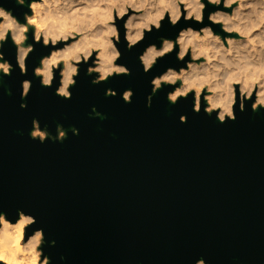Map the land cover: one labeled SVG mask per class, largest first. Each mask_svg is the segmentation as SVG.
I'll use <instances>...</instances> for the list:
<instances>
[{
  "label": "water",
  "instance_id": "95a60500",
  "mask_svg": "<svg viewBox=\"0 0 264 264\" xmlns=\"http://www.w3.org/2000/svg\"><path fill=\"white\" fill-rule=\"evenodd\" d=\"M0 4L24 22L27 7ZM188 26L202 27L166 21L128 51L120 23L118 63L131 76L94 85L83 65L71 100L55 94L59 72L51 89L34 75L50 49L30 34L35 51L25 76L15 45L5 44L14 70L0 74V212L13 223L19 211L36 218L28 233L44 230L51 264H264V109L253 112L249 102L241 113L237 105L236 121L221 124L216 113H195L194 95L171 104L169 86L148 107L152 79L185 65L174 52L145 74L139 56ZM25 80L32 82L26 100ZM109 89L117 95L109 97ZM126 90L134 93L131 104ZM33 120L52 136L62 125L67 139L33 140Z\"/></svg>",
  "mask_w": 264,
  "mask_h": 264
},
{
  "label": "clouds",
  "instance_id": "9594fccd",
  "mask_svg": "<svg viewBox=\"0 0 264 264\" xmlns=\"http://www.w3.org/2000/svg\"><path fill=\"white\" fill-rule=\"evenodd\" d=\"M15 3L29 11L24 13L22 23L13 10L0 4V74L5 77H10L14 70L4 54L9 40L16 47L21 74H28L27 62L35 51L34 44L28 43L31 34L35 44L50 49V54L35 67L34 75L43 87L51 89L55 73L59 72L55 94L71 100V89L76 87L83 65H88V76L96 77L92 80L94 85L117 76H131L130 69L118 63L123 55L119 47L120 23L124 28L123 41L131 51L148 35L162 31L166 21L173 28L183 21L202 27L181 28L175 39L160 37V47L149 44L139 56L145 74L174 52L185 65L179 70L169 67L152 79L148 107L152 106L153 96L169 86L174 89L167 95L171 104L194 95L195 113L203 111L209 117L216 113L221 124L236 121L237 105L241 113L249 102L253 112L264 109V0H15ZM209 6L215 10L208 12ZM214 26H219L223 35ZM31 90L32 82L23 81L22 98L26 100ZM107 95L115 97L117 93L109 89ZM133 96V91L126 90L124 102L131 104ZM27 107L21 104V108ZM93 113L106 118L95 108ZM180 119L181 123H187V117ZM32 123L31 138L41 144L50 139L63 142L68 137L62 125L57 126L58 135L52 136L42 129L39 120ZM72 132L79 135L75 128ZM36 224V218L24 211H19L14 223L7 213L0 212V264H51V257L44 252V230L28 233ZM52 245L55 246V241ZM197 264L206 262L200 259Z\"/></svg>",
  "mask_w": 264,
  "mask_h": 264
}]
</instances>
